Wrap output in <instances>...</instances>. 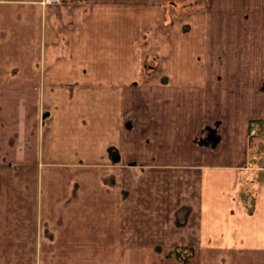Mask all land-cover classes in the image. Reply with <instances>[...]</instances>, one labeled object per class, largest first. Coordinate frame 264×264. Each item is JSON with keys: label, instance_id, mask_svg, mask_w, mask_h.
<instances>
[{"label": "crops", "instance_id": "0c3cea01", "mask_svg": "<svg viewBox=\"0 0 264 264\" xmlns=\"http://www.w3.org/2000/svg\"><path fill=\"white\" fill-rule=\"evenodd\" d=\"M177 1L0 0V264H264V39Z\"/></svg>", "mask_w": 264, "mask_h": 264}, {"label": "rangeland", "instance_id": "374dc122", "mask_svg": "<svg viewBox=\"0 0 264 264\" xmlns=\"http://www.w3.org/2000/svg\"><path fill=\"white\" fill-rule=\"evenodd\" d=\"M185 3L178 0L171 9L173 12L190 11L193 7L200 6L209 10L211 30H214L222 44L219 61L222 68L231 73L229 74L231 81L236 79L233 73L242 74L247 71L260 74L263 58L264 32L262 35L261 26L264 23V0H187ZM182 4L186 7L181 6ZM226 77L223 84L230 83L226 81L228 76ZM239 78L242 82L246 79L242 75Z\"/></svg>", "mask_w": 264, "mask_h": 264}, {"label": "built area", "instance_id": "2783aa9c", "mask_svg": "<svg viewBox=\"0 0 264 264\" xmlns=\"http://www.w3.org/2000/svg\"><path fill=\"white\" fill-rule=\"evenodd\" d=\"M61 0H44L45 4H54V3H59ZM258 131V127H255L252 131L253 134H256Z\"/></svg>", "mask_w": 264, "mask_h": 264}]
</instances>
